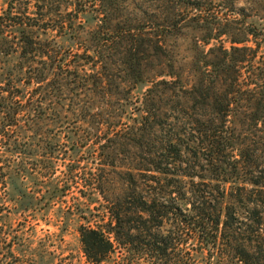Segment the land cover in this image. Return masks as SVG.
I'll return each instance as SVG.
<instances>
[{
    "label": "trees",
    "instance_id": "trees-1",
    "mask_svg": "<svg viewBox=\"0 0 264 264\" xmlns=\"http://www.w3.org/2000/svg\"><path fill=\"white\" fill-rule=\"evenodd\" d=\"M126 1H2L3 189H28L40 183L37 189H66L69 179L55 177L57 161L80 145L90 143L94 150V145L100 144L98 128L94 130L90 124L101 125L108 100L120 94L116 68L127 67L134 76V88L145 84L147 27L143 21L117 20L119 5ZM223 1H181L198 12L195 19L207 34L203 40L207 44L219 34L214 33L213 4ZM154 47L159 49L158 44ZM231 50L217 46L205 55L200 70V121L192 131L196 135L191 133L199 144L195 145L194 139L189 141L193 145L184 143L176 132H167L158 143L143 144L146 136L163 129L164 120L168 122L156 100L162 99L166 89L174 93L181 84L173 72L168 73L170 79L151 83L128 132L120 130L113 138L106 135L107 142L125 135L137 148H146L149 157L135 170L155 172L165 178L163 181L171 178L167 185L171 189L131 188L116 201L110 200L106 228L80 230L83 252L90 263H109L118 252V264H264V170L256 155L260 149L255 148L264 145V137L257 142L252 139L259 126L264 127V88L262 97H257L264 69L250 62V84L243 88L240 80L245 61L233 59L240 49ZM220 81L227 84L223 92L218 90ZM155 85L161 90L155 91ZM243 105L251 106L252 111L239 110ZM186 156L193 159V166L184 169L183 165L190 163ZM196 164L200 177L194 173ZM197 176L217 189L178 187L182 181L177 180L193 182ZM6 236L0 237V249L7 248L6 256L14 258Z\"/></svg>",
    "mask_w": 264,
    "mask_h": 264
},
{
    "label": "rangeland",
    "instance_id": "rangeland-1",
    "mask_svg": "<svg viewBox=\"0 0 264 264\" xmlns=\"http://www.w3.org/2000/svg\"><path fill=\"white\" fill-rule=\"evenodd\" d=\"M2 1L0 8L4 4ZM181 1L127 0L120 3L118 21H143L147 27L144 34L147 42L145 84L134 88L131 84L134 76L128 73L127 67L116 68L115 79L120 94L108 100L101 125L90 124L94 130L98 128L101 137L98 140L100 144L94 145L97 155L93 156L92 146L86 143L76 147L74 153L63 154L57 161L55 177L69 179L66 189H37L41 183L29 185L28 189H21L20 186L3 189L0 184V237L3 233L7 234L14 255V258L6 256L7 248L0 249V264H92L83 252L80 230L106 228L110 223V200L116 201L131 188L171 189L167 186L171 185V178L163 181L165 178L155 172L135 170L141 169L145 163L143 159L149 157L146 148H137L125 135L112 143L105 138L109 134L113 138L120 130L128 132L139 116L138 108L152 82L168 80V73L172 72L182 80L174 93L165 88L162 99L156 100L158 109L165 113L168 122L164 120L163 129L154 130L153 135L143 139V144L148 141L158 143L167 132H176L184 143L194 139L196 145L199 141L191 133H195L192 131L197 129L200 121V70L204 67L209 49L222 46L230 52L231 47L241 50L233 53V59L245 61L246 69L242 70L240 80L243 88L250 84L247 70L250 62L254 67L264 69V0H224L213 4L212 16L217 23L214 33L219 34L217 40L210 44L203 41L207 34L200 29L199 19H195L199 17L198 12L184 6ZM191 1L200 3L208 0ZM253 32L256 36L250 34ZM157 44L159 49L156 50L154 46ZM261 78L257 90L259 99L264 88V76ZM226 85L220 81L219 92H223ZM154 87L155 91L161 90L156 85ZM113 91H116L115 87ZM240 109L252 111L251 106L243 105ZM261 128L259 126L260 131L252 136L254 142L264 137V127ZM255 148L260 149L256 150V155L260 157V169L264 170V145ZM189 160L188 165H183L184 169L193 166V159L186 156L185 161ZM195 166L194 173L200 177V167ZM254 175L257 176V172ZM199 177H195L193 182L181 178L177 180L182 181L178 187L217 189L215 184H208L209 181ZM200 183L205 185L200 186ZM120 261V254L116 252L109 263L103 264H118Z\"/></svg>",
    "mask_w": 264,
    "mask_h": 264
}]
</instances>
